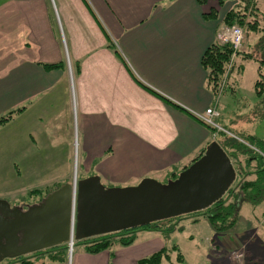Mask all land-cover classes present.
Wrapping results in <instances>:
<instances>
[{"label":"crops","instance_id":"obj_1","mask_svg":"<svg viewBox=\"0 0 264 264\" xmlns=\"http://www.w3.org/2000/svg\"><path fill=\"white\" fill-rule=\"evenodd\" d=\"M208 7L198 0H0V116L12 113L5 125L25 122L40 151L81 155L80 178L97 174L124 186L169 177L212 140L195 113L216 107L223 114L202 63L223 27L220 17H205ZM62 184L9 193L13 204L37 202L32 190ZM214 237L206 251L235 264ZM166 245L160 232L140 230L129 246L95 254L78 248L71 264H139ZM242 248L243 264H264Z\"/></svg>","mask_w":264,"mask_h":264},{"label":"water","instance_id":"obj_2","mask_svg":"<svg viewBox=\"0 0 264 264\" xmlns=\"http://www.w3.org/2000/svg\"><path fill=\"white\" fill-rule=\"evenodd\" d=\"M237 178L217 140L175 179L145 177L138 184L106 186L99 175L66 182L33 203L0 198V263L73 239L137 228L219 201Z\"/></svg>","mask_w":264,"mask_h":264},{"label":"rangeland","instance_id":"obj_3","mask_svg":"<svg viewBox=\"0 0 264 264\" xmlns=\"http://www.w3.org/2000/svg\"><path fill=\"white\" fill-rule=\"evenodd\" d=\"M210 3L218 9L219 17L223 20L226 13L234 7L236 1H227L220 5L218 0H209L207 6ZM260 4L264 13V0H261ZM223 25L225 26V24ZM256 39V35L252 38L251 35L247 36L245 31V41L242 49L238 52L241 55L236 56V67L230 75L229 85L223 92L225 88L223 83L217 95L219 97L217 106L223 113L218 122L227 125L234 133L256 134L264 137V103L260 102L261 98L254 88L258 78V62L253 59L246 60L242 55L249 49L248 42H255ZM242 64L244 69L241 70ZM229 73V71L226 72L224 81H227L226 77ZM229 119L238 121V128L235 129L227 123L230 122ZM234 124L237 125L236 122ZM20 135L22 137L24 135L21 141H19ZM33 135L26 133V123H21L19 120L0 126V193L5 195L4 197L8 199H4L9 200L12 204L14 203L12 200L16 198L9 192L22 191L21 193H25L29 189L44 187L47 184L79 180L82 173L81 167L79 168V163L82 160L81 155L76 152L65 155L47 154L43 150L40 151L39 147L36 148V139ZM16 143L19 144V149L14 148ZM16 164L19 165L18 169H16ZM156 179L165 181L167 178L157 175ZM27 200L31 201L33 197H27ZM198 218L200 217L185 215L172 221V225L178 224L179 227H185V230L173 235L170 243L171 245L174 242L177 243L184 254L185 260L181 264H220V257H216V254L212 256L206 251L209 245L214 244L215 233L203 218L198 220L199 224L193 223ZM263 231V204L257 206L244 204L240 211L239 221L227 234H220L217 238H219L220 248H224L231 254V260L235 264H238L234 259L236 254L242 253L245 257L244 260H246V252L242 248L246 244L249 246L248 249H251L255 255L257 254L256 258H260V262H264ZM74 244L71 254L72 248L67 243V263L64 264H71V257H73L74 252L78 248H83L76 245V241ZM43 259L44 255L38 254L29 257V260L33 261L34 264H63L46 258L42 261Z\"/></svg>","mask_w":264,"mask_h":264},{"label":"trees","instance_id":"obj_4","mask_svg":"<svg viewBox=\"0 0 264 264\" xmlns=\"http://www.w3.org/2000/svg\"><path fill=\"white\" fill-rule=\"evenodd\" d=\"M198 1L206 5L209 0ZM227 1H236V3L226 13L221 24L227 26L239 25L244 30V36L245 31L247 36L251 35L252 38L255 35L257 36L255 42H248L249 49L242 55L246 60L253 59L258 62V78L255 83V90L261 98L260 102L264 103V13L260 7L261 0H218V3L223 5ZM204 15L206 18L218 19L219 11L215 6L209 5ZM232 55V45L217 40L206 49L202 57V63L208 71V86L216 98H218L217 95L223 83L225 85L223 92L228 87V79L236 67V60L231 61ZM237 55L241 54L237 53ZM229 66H231L229 69L230 73L226 77L227 81H224ZM240 67L242 68V66ZM11 117V112L0 117V126L5 124ZM203 123L211 132V142L217 140L231 158L237 172V178L223 198L212 206L185 215L199 216L206 220V224L217 237L220 234H227L239 221L240 211L244 203L252 206L263 204L264 206V138L255 134L243 135L240 132L234 133L223 123H220L221 126L231 132V134L225 131H218L206 122ZM215 133H217L216 137H214ZM205 149L194 161L203 155ZM182 170H174L163 182L168 179H175ZM51 190L53 189L47 191L32 190L29 195H37V200L39 201ZM185 215L156 221L137 228L76 240V245L82 246L88 253L95 254L105 250H112L116 247L132 245L137 240V234L140 230L150 229L160 232L166 239L167 245L161 250L140 259L139 264H181L185 260L184 254L177 243L174 242L171 245L170 242L173 239V235L176 232L184 231L185 227H179L178 224L172 225L171 222ZM200 218L195 219L193 223L199 224ZM67 251L68 246L65 243L22 257L12 258L11 260L20 261L23 264H34L33 261L29 260V257L38 254L44 255V258L64 264L67 263Z\"/></svg>","mask_w":264,"mask_h":264},{"label":"built area","instance_id":"obj_5","mask_svg":"<svg viewBox=\"0 0 264 264\" xmlns=\"http://www.w3.org/2000/svg\"><path fill=\"white\" fill-rule=\"evenodd\" d=\"M218 40L223 43H230L232 45L233 55L231 61H233L237 53L242 49L244 43V30L239 25H232V26L226 25L221 29L220 33L218 34ZM230 67L231 66H229L228 71ZM195 115L203 122H206L207 124L216 128L218 131H225L231 134V132H229L224 127H222L221 124L218 122L220 112L216 107H208L204 112H196ZM216 136L217 133L214 134V137ZM71 245L74 246V239L70 242V247ZM244 258L245 257L242 253L236 254L234 256L235 261L239 264L244 263Z\"/></svg>","mask_w":264,"mask_h":264},{"label":"bare ground","instance_id":"obj_6","mask_svg":"<svg viewBox=\"0 0 264 264\" xmlns=\"http://www.w3.org/2000/svg\"><path fill=\"white\" fill-rule=\"evenodd\" d=\"M70 248H72L71 250H72V252H70L71 254L73 253V245H71V247Z\"/></svg>","mask_w":264,"mask_h":264}]
</instances>
